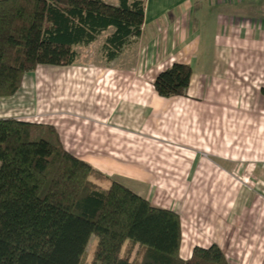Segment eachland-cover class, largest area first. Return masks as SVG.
Instances as JSON below:
<instances>
[{"label":"crops","instance_id":"crops-1","mask_svg":"<svg viewBox=\"0 0 264 264\" xmlns=\"http://www.w3.org/2000/svg\"><path fill=\"white\" fill-rule=\"evenodd\" d=\"M145 2L118 59L40 66L0 98V119L54 127L108 182L177 213L183 260L217 245L229 264H264V0ZM175 63L190 86L161 98Z\"/></svg>","mask_w":264,"mask_h":264},{"label":"trees","instance_id":"trees-1","mask_svg":"<svg viewBox=\"0 0 264 264\" xmlns=\"http://www.w3.org/2000/svg\"><path fill=\"white\" fill-rule=\"evenodd\" d=\"M145 6L0 0V98L14 96L40 66L76 65V48L111 30L102 56L114 62L141 37ZM192 75L190 65L175 63L157 77L156 92L182 96ZM107 179L68 153L54 127L0 119V264H83L93 236L92 264H229L217 245L183 260L180 216Z\"/></svg>","mask_w":264,"mask_h":264},{"label":"rangeland","instance_id":"rangeland-1","mask_svg":"<svg viewBox=\"0 0 264 264\" xmlns=\"http://www.w3.org/2000/svg\"><path fill=\"white\" fill-rule=\"evenodd\" d=\"M104 2L111 4V5H119V0H103ZM112 33V30L110 32H105L101 36L98 37L97 41L90 45L87 49L86 47H77V51L79 53V61L81 62H96L98 60V57L101 56L102 48L106 42L107 37L109 34ZM61 119V118H60ZM59 120V119H56ZM53 121H46V122H55ZM56 123V122H55ZM262 179H264V171L263 174L260 176ZM100 183V182H99ZM104 183H101L103 185ZM105 185V184H104ZM103 185V186H104ZM98 245V239L96 236H93L90 240V243L88 244L87 250H86V256L84 257L83 264H92L94 259V253L95 249Z\"/></svg>","mask_w":264,"mask_h":264}]
</instances>
